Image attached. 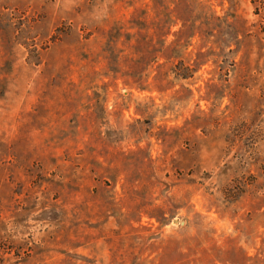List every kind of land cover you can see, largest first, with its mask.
Returning <instances> with one entry per match:
<instances>
[{
    "label": "rangeland",
    "instance_id": "rangeland-1",
    "mask_svg": "<svg viewBox=\"0 0 264 264\" xmlns=\"http://www.w3.org/2000/svg\"><path fill=\"white\" fill-rule=\"evenodd\" d=\"M0 264H264V12L0 0Z\"/></svg>",
    "mask_w": 264,
    "mask_h": 264
},
{
    "label": "trees",
    "instance_id": "trees-1",
    "mask_svg": "<svg viewBox=\"0 0 264 264\" xmlns=\"http://www.w3.org/2000/svg\"><path fill=\"white\" fill-rule=\"evenodd\" d=\"M252 4L254 5V10H255V14L258 15L260 11L264 12V0H252ZM181 31V30H180ZM178 34H176L175 36H178ZM177 41V40H176ZM176 41L172 42V48L173 50H176ZM188 45H183V47H187ZM180 53L178 52V50L175 52V56L177 57ZM178 68L173 69V73L175 74L176 78L178 79H182V80H186L188 78H190V73L193 72L192 69L185 67L183 68V62L182 61H178ZM183 68V69H182Z\"/></svg>",
    "mask_w": 264,
    "mask_h": 264
}]
</instances>
